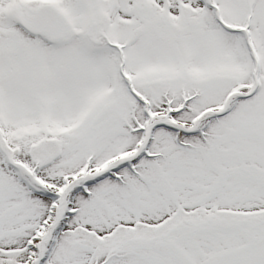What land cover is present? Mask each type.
Segmentation results:
<instances>
[{"label": "snow or ice", "instance_id": "obj_1", "mask_svg": "<svg viewBox=\"0 0 264 264\" xmlns=\"http://www.w3.org/2000/svg\"><path fill=\"white\" fill-rule=\"evenodd\" d=\"M0 264H264V0H0Z\"/></svg>", "mask_w": 264, "mask_h": 264}]
</instances>
